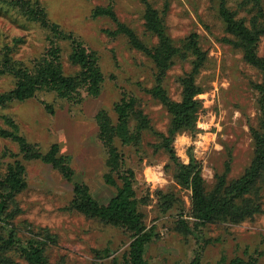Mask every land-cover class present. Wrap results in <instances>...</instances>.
Masks as SVG:
<instances>
[{"label":"rangeland","instance_id":"rangeland-1","mask_svg":"<svg viewBox=\"0 0 264 264\" xmlns=\"http://www.w3.org/2000/svg\"><path fill=\"white\" fill-rule=\"evenodd\" d=\"M38 1L52 23L82 42L88 52L95 53L103 81L95 96L81 91L78 98L66 99L41 90L25 101L0 107V129L25 138L43 153L57 145L58 156L68 157L73 169L72 181H68L48 163L23 160L17 142L0 135L2 173L17 159L25 167L27 186L9 209L13 211L12 224L22 241L33 236L40 239L45 232L50 235L54 243H48L46 250L49 264H94L95 260L111 264L113 259L124 264L123 255L131 242L129 233L72 210L73 183L86 184L100 204H107L116 194V187L104 181L106 152L95 120L100 111H106L116 122L115 104L123 96H134L137 109L160 133H167L170 115L148 92L155 82L150 58L117 33L109 18H94L92 11L111 5L118 19L135 31L147 47H155L158 40L146 28L145 6L140 0ZM148 1L176 44L194 33L207 52V61L196 79L203 89L197 96L201 102L197 130L174 137L172 147L177 161L188 164L192 156L200 165L207 189L224 173L227 163V178L240 177L253 157L250 126L257 125L260 112L252 84L261 82V73L243 60L240 50L226 42L230 35L219 15L218 0ZM229 6L235 7L236 3L231 1ZM47 36L48 31L38 23L0 4V51L8 46L13 59L30 67L49 48ZM59 42L64 73L72 75L78 67L69 60L71 42ZM263 53L264 39L259 46V54ZM191 59H176L167 71L163 85L174 101L181 100L178 78L190 71ZM13 87L12 77L0 76V93ZM158 144L159 139L145 131L138 146L116 142L126 168L134 173L144 222L156 232L145 252L148 264H228L234 257H251L256 264H264V199L263 212L252 220L241 224H196L189 214L190 191L178 185L174 162ZM161 193L175 198L167 212L161 210ZM179 219L188 222L187 228L179 226ZM7 255L16 263L27 264L16 254Z\"/></svg>","mask_w":264,"mask_h":264},{"label":"trees","instance_id":"trees-1","mask_svg":"<svg viewBox=\"0 0 264 264\" xmlns=\"http://www.w3.org/2000/svg\"><path fill=\"white\" fill-rule=\"evenodd\" d=\"M145 6V25L147 30L157 37L153 48L147 47L135 31L123 24L117 17L113 7L98 6L92 12L94 18L107 17L116 26V32L123 34L132 47L145 53L155 68V82L149 94L157 99L170 115L167 133H160L152 128L149 120L137 109L134 96H123L114 106L116 122L108 113L100 111L96 116L99 128L98 138L105 149L104 181L116 187V194L107 202L100 204L90 193L84 183H73V198L70 208L85 217L97 220L106 225L122 228L129 233L131 242L123 255L124 264H148L145 252L156 237L154 227L148 228L140 212L141 200L138 199L134 187V173L126 168L123 155L116 142L123 145L138 146L142 141V133L151 132L159 139L158 148L162 149L175 165V179L182 189L190 191V216L196 224L206 225L230 222L241 224L252 220L263 212L264 199V53L259 54V46L264 39V5L262 0H218L219 15L225 24V31L230 35L226 39L232 47L240 50L243 60L257 69L262 76L260 83L252 84L257 91L256 104L259 117L256 126H250L253 140V157L244 173L235 179H228L229 163L224 173L217 176L215 184L206 188L201 168L190 157L188 164L177 161L172 142L182 132H195L201 111V102L197 96L203 92L196 79L205 62L207 52L203 51L197 34H190L176 44L166 33L162 18L148 0H140ZM234 1L235 7L229 3ZM0 4L12 7L26 20L38 23L48 31L49 48L30 67L22 61L13 59L11 48L4 45L0 51V76L8 75L14 80V87L0 93V107L13 101H25L36 95L38 91L54 92L60 98L76 99L84 91L89 96L100 92L103 75L98 66L95 53L88 52L83 43L72 37L52 23L45 8L38 0H0ZM71 42L70 63L78 70L66 75L61 61V40ZM191 59V69L178 78L181 87V100H172L164 88L167 71L176 59ZM9 121V119H6ZM0 135L9 138L19 145L23 160H41L50 164L66 180L72 181L73 169L68 157L58 156V146L53 145L46 153L41 152L25 138L11 131L0 129ZM16 157V155L14 156ZM120 181V184L118 183ZM25 167L17 159L8 165L5 173L0 169V264H19L7 255L16 254L27 264H49L46 250L48 243H54L47 232L38 239L33 236L22 241L12 224L11 205L16 196L26 188ZM163 212H167L174 204L172 194L161 193ZM181 228H187L188 222L179 219ZM98 253V252H97ZM99 254V253H98ZM98 259H99V255ZM12 257V256H11ZM94 264H104L95 260ZM111 264H118L113 259ZM228 264H256L254 258H232Z\"/></svg>","mask_w":264,"mask_h":264}]
</instances>
